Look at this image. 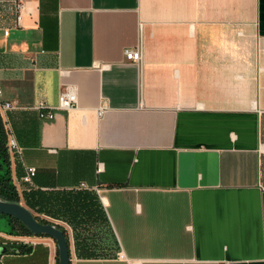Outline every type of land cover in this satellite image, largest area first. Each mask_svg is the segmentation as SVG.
Masks as SVG:
<instances>
[{"label": "crops", "instance_id": "obj_1", "mask_svg": "<svg viewBox=\"0 0 264 264\" xmlns=\"http://www.w3.org/2000/svg\"><path fill=\"white\" fill-rule=\"evenodd\" d=\"M0 88L18 202L70 264H264V0H0ZM18 230L0 214V246L30 247L0 264H58Z\"/></svg>", "mask_w": 264, "mask_h": 264}, {"label": "built area", "instance_id": "obj_2", "mask_svg": "<svg viewBox=\"0 0 264 264\" xmlns=\"http://www.w3.org/2000/svg\"><path fill=\"white\" fill-rule=\"evenodd\" d=\"M21 8L20 2H15V9L19 11ZM19 15H17V19H19ZM125 59L132 61V62H138L140 61V53L138 50L126 48L123 51ZM2 94V90L0 88V96ZM77 101V95H76V88L71 84H64L62 86V89L58 96V105L55 109H61V110H70L72 109ZM16 108V104L9 102V101H3L0 99V113H5L7 110ZM48 108L43 102H39L35 110L38 112V117L40 120L44 119H52L54 117V110ZM104 111L103 107H99L97 110V115H101ZM6 147L9 154V157H13L14 154L20 153V149L17 143V140L15 138V135L10 129V127H7V140H6ZM36 174V168L33 166H26L24 169V174L21 177L22 182L31 184L33 181V178ZM80 186H84V184H81ZM67 226V225H66ZM117 255L120 257L121 252H118Z\"/></svg>", "mask_w": 264, "mask_h": 264}, {"label": "trees", "instance_id": "obj_3", "mask_svg": "<svg viewBox=\"0 0 264 264\" xmlns=\"http://www.w3.org/2000/svg\"><path fill=\"white\" fill-rule=\"evenodd\" d=\"M31 125L32 124L30 123H26V124L24 123V125L22 126H16L15 124L13 125L12 128L16 132V135H18L22 143H27V144L35 143L34 142L35 137L31 139V136H29V132L34 129V127H31ZM6 140H7L6 131L4 129V125H3V122L0 116V167H5V171L0 173V198L3 200L11 201V202H18L19 196L17 193V189L15 185L13 184L12 177H11L10 157H9L7 147H6ZM80 200L82 201V203H84L83 197ZM32 205L33 203L30 202V206ZM7 217L12 223L19 225V230H18L19 232L30 234V235L33 234L21 221L11 216H7ZM39 221L42 223H46V221H43V220H39ZM57 227L65 232V230L61 228L60 226H57ZM41 236H47V235H41ZM6 250L26 253L30 251V247L21 246V247H18L17 249L10 248Z\"/></svg>", "mask_w": 264, "mask_h": 264}, {"label": "water", "instance_id": "obj_4", "mask_svg": "<svg viewBox=\"0 0 264 264\" xmlns=\"http://www.w3.org/2000/svg\"><path fill=\"white\" fill-rule=\"evenodd\" d=\"M0 214L11 216L21 221L31 233L35 235H47L56 242L58 251V264H70V245L66 234L55 224L40 222L33 213L19 202H11L0 198ZM6 251L0 246V255Z\"/></svg>", "mask_w": 264, "mask_h": 264}, {"label": "rangeland", "instance_id": "obj_5", "mask_svg": "<svg viewBox=\"0 0 264 264\" xmlns=\"http://www.w3.org/2000/svg\"><path fill=\"white\" fill-rule=\"evenodd\" d=\"M5 171V167H0V173L4 172ZM103 229H105V231L107 230V228L103 227ZM108 242H110V246H111V249L114 250V253L116 252L117 253V246L111 242V237L108 239Z\"/></svg>", "mask_w": 264, "mask_h": 264}]
</instances>
